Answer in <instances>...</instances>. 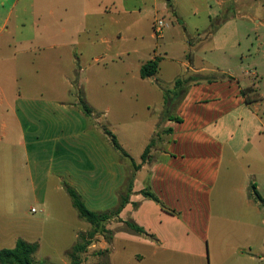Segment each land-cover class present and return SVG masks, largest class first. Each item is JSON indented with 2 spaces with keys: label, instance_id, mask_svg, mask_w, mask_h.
I'll return each instance as SVG.
<instances>
[{
  "label": "crops",
  "instance_id": "obj_1",
  "mask_svg": "<svg viewBox=\"0 0 264 264\" xmlns=\"http://www.w3.org/2000/svg\"><path fill=\"white\" fill-rule=\"evenodd\" d=\"M181 1L0 0V251L22 239L38 245L36 254L47 240L68 243L57 252L70 253L91 231L70 187L91 211L109 214V238L95 236L105 264H264V73L257 60L245 67L264 50L252 52L250 34L232 17L240 0H204L194 15L205 20L191 28ZM157 19L166 20L159 38ZM149 30L156 49L142 57L134 47L131 70L129 36ZM176 45L183 72L166 78ZM155 59L158 72L142 78ZM177 81L183 91L171 108ZM128 98L147 101L156 119H122L123 130L148 132L133 138L138 158L118 141L130 156L123 159L104 121ZM148 188L160 203L144 196Z\"/></svg>",
  "mask_w": 264,
  "mask_h": 264
},
{
  "label": "rangeland",
  "instance_id": "obj_2",
  "mask_svg": "<svg viewBox=\"0 0 264 264\" xmlns=\"http://www.w3.org/2000/svg\"><path fill=\"white\" fill-rule=\"evenodd\" d=\"M233 0H226V4L231 3ZM182 7L185 11V13L188 15V25L191 28L194 24H196L199 21H203L205 19H200L198 17H196L194 15V10L199 7V9L204 10L206 8V4L204 2V0H182ZM232 5H234L232 3ZM237 9L235 10V12H233L232 17L236 18V21L238 22V24L240 25V30L242 32H245L246 34H250V40L249 42L253 44V49L252 52H254L256 49L260 48L261 51L264 50V0H240V2L237 4ZM257 21H259L257 23ZM103 26L105 27H114L113 25L111 26V24L109 23V20L106 21H102ZM230 28H228L227 30H229ZM152 30H149L147 32H143L140 35L135 34V38L133 37V34H131L129 36V40L127 41V44L130 47V51L129 54L130 56L128 57V59L130 60L131 65L129 66V69H131L133 67V62L132 60L137 56V54H135V50L133 49L135 48H139L140 54L143 55L142 57H148L151 54H153V48L155 47L156 49V45L157 42L156 39H153L152 37ZM142 35V36H141ZM247 42V41H246ZM179 44V43H178ZM95 50V49H94ZM228 53H234L233 51H229ZM183 51L182 48L180 47V45H176L175 48L173 49V55L176 58V61L174 62V64L176 65H172L170 63L165 64L164 66V70H163V76L166 78H172L174 75H176L179 72H183V67L181 65V57H182ZM254 57L253 59H249L248 61L245 62L246 64V69L247 70H251V68L248 66L250 65L252 62H255V60H257V63L259 64V72H260V78L263 77L264 73V55L263 53H260L258 55L253 54ZM197 56V60L199 63L202 62V59L200 58V56ZM92 61V60H91ZM233 62L235 63L234 67L237 66V61L235 59H233ZM90 65H94L95 68H97L96 64L93 62L89 61ZM206 64V63H204ZM252 65V64H251ZM105 63L102 61L100 63V65H98L99 68L104 69ZM95 69L91 70L88 68V71L86 72V74H90L94 71ZM99 70V69H98ZM132 70V69H131ZM131 70H128L129 72ZM236 71H238L237 69H234ZM238 75H242L241 73L237 72ZM259 78V79H260ZM260 81V80H257ZM264 81L261 82V90L260 93L264 94V86H263ZM117 86H115L116 88ZM116 90V89H115ZM183 91V86L180 84L176 85L174 84L173 88L171 89V93L174 96V100L173 97L170 98L169 95L167 96V104L168 107L173 108L174 105L179 101L180 96H181V92ZM77 95H80L79 92H76ZM259 97V94L256 95V97ZM128 100H130V105H123L120 106L119 104H115L114 109H113V114H111L112 116H110L109 120H105L104 121V125L105 127L109 128L111 130V133L113 132V136H115L116 140L119 141V143L121 145H125V148L127 150H130L133 157L138 158L139 155L142 152V147L138 146V145H132V142L134 143V139L136 138L137 140H139V136L141 135V133L146 132V130H139V129H135L132 131H125L122 128V124L121 121L123 118L125 119H129L130 117L134 118V122L137 123H150L152 121H154L156 119V115H152L149 114L148 110L146 109V105L148 104L147 101L145 100H140L137 102V100L134 101L133 98H128ZM127 101V98H126ZM173 101V102H172ZM146 102V103H145ZM127 111L131 112L132 114H128ZM121 114H119V113ZM127 113V114H125ZM124 114V115H122ZM118 121V122H117ZM145 129V128H143ZM148 132H146V134H144L145 136L147 135ZM159 137H161V135H156L154 138V143L152 145V148L156 147V143H158L159 141ZM151 151V150H150ZM123 158V157H121ZM125 159V158H123ZM135 166L134 168H131V174L129 173V181L132 178V173L135 171ZM128 181V182H129ZM84 221H82L83 223ZM84 224V223H83ZM81 228H84L85 226L82 225L80 226ZM92 229V228H91ZM99 229V228H98ZM95 229H93L92 232H88L87 235L91 234V233H95ZM99 234L103 235L105 238H109V235L104 233L102 230H98ZM97 234V235H99ZM87 242V241H86ZM101 242V239H97V238H90V240L85 244L87 247V253L88 254H80V263L81 264H105L106 262V258L104 256V252L101 251L99 248V244ZM97 243V247L92 248V249H88V247H91L93 244ZM68 245V243H65L64 241H60V242H49L48 240L45 242V247L43 249V251L38 252L35 255V259L38 263L40 264H63V260L65 258H68L69 262L72 263V260L70 258V253L68 254H62L57 252V250H62L64 247H66ZM53 249V251H52ZM71 252V251H70ZM51 254V260H47L44 258V255H48ZM100 255H102L101 257H99ZM65 256V257H64ZM67 256V257H66Z\"/></svg>",
  "mask_w": 264,
  "mask_h": 264
},
{
  "label": "trees",
  "instance_id": "obj_3",
  "mask_svg": "<svg viewBox=\"0 0 264 264\" xmlns=\"http://www.w3.org/2000/svg\"><path fill=\"white\" fill-rule=\"evenodd\" d=\"M158 70H159V60L158 59L148 61L141 68V77L144 79L152 77L158 72ZM180 83H181L180 81H177V85ZM258 100L259 99H255L254 101H258ZM80 104H81L82 110L87 115H91L92 110L87 106V104L84 103L83 101H81ZM105 133L110 138L113 148L119 153V155L123 158H130L129 154H127L123 150V148L120 146L115 136H113V134L108 130H105ZM153 143H154V140L146 148L143 154V157H142L143 161L147 160ZM135 167L138 168L139 166H135ZM127 187H128V192H131L132 187H133L132 179L128 182ZM252 188L254 189V186ZM67 191L72 199L74 207L78 210L80 217L91 225L92 229L90 232H92L93 229L96 230L94 234L91 233L89 235L87 234L81 235L79 238V241L77 242V244H75L72 251L70 252V258L72 260L71 264H81L79 255L87 252V247L85 244L90 240V238H94L97 234H99L98 230H102L104 233L110 235L109 231H107L105 228V223L109 218V214L107 213L98 214V213L91 211L86 206L81 196L74 189L68 187ZM143 194L146 198L151 199L157 203H160L159 199L155 196V194L151 192L149 188L144 190ZM254 194H255L256 200L262 203L263 199L261 198V196L256 192ZM126 200L127 198L126 199L122 198L121 203L118 209L116 210L115 214L120 213L122 207L125 205ZM126 225H127V228L133 230L137 234H141V235L145 234L143 229L139 228L133 223L127 222ZM37 250H38L37 244H30L20 239L17 241L15 248L3 249L0 251V264H40V263H37L34 259V256ZM103 252L105 254L106 251H103Z\"/></svg>",
  "mask_w": 264,
  "mask_h": 264
},
{
  "label": "built area",
  "instance_id": "obj_4",
  "mask_svg": "<svg viewBox=\"0 0 264 264\" xmlns=\"http://www.w3.org/2000/svg\"><path fill=\"white\" fill-rule=\"evenodd\" d=\"M166 27V20L165 19H157L154 22V34L156 37H161L163 35V32L165 30ZM33 212H35V209H33Z\"/></svg>",
  "mask_w": 264,
  "mask_h": 264
}]
</instances>
